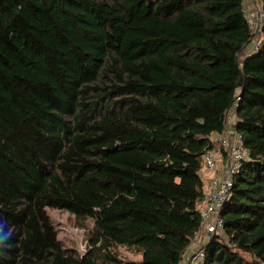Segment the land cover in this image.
Wrapping results in <instances>:
<instances>
[{
  "label": "trees",
  "instance_id": "16d2710c",
  "mask_svg": "<svg viewBox=\"0 0 264 264\" xmlns=\"http://www.w3.org/2000/svg\"><path fill=\"white\" fill-rule=\"evenodd\" d=\"M261 33L241 57L244 0H0V264H179L237 95L246 158L202 264H264ZM48 207L92 220L86 252L64 247Z\"/></svg>",
  "mask_w": 264,
  "mask_h": 264
},
{
  "label": "built area",
  "instance_id": "2783aa9c",
  "mask_svg": "<svg viewBox=\"0 0 264 264\" xmlns=\"http://www.w3.org/2000/svg\"><path fill=\"white\" fill-rule=\"evenodd\" d=\"M245 13L254 35L255 44L252 50H255L260 43L262 37L261 27L264 25V9H262L261 1L254 0L253 10L245 9ZM239 98L237 95L235 103L227 112L226 129L212 136L213 141H221L223 150L226 153L225 157L222 156L219 148L210 149L203 155L205 169L214 172L201 207L202 228L197 238L202 237L204 240L198 239V245L184 255L179 264H202L205 252L201 245L212 235L219 234L223 236L225 233L224 221L220 216V210L231 196L232 177L246 158V151L241 147L240 143L241 137L234 129L236 121L235 109Z\"/></svg>",
  "mask_w": 264,
  "mask_h": 264
},
{
  "label": "rangeland",
  "instance_id": "374dc122",
  "mask_svg": "<svg viewBox=\"0 0 264 264\" xmlns=\"http://www.w3.org/2000/svg\"><path fill=\"white\" fill-rule=\"evenodd\" d=\"M253 43L254 40L250 42V45ZM46 210L53 225L58 231L57 236L64 247L75 250L80 254L86 252L88 249L86 228H91L93 226L92 220L88 219L84 227H80L75 217L66 211L49 207ZM112 249L122 260H133L137 262L141 260L140 253L133 247L115 245Z\"/></svg>",
  "mask_w": 264,
  "mask_h": 264
},
{
  "label": "crops",
  "instance_id": "0c3cea01",
  "mask_svg": "<svg viewBox=\"0 0 264 264\" xmlns=\"http://www.w3.org/2000/svg\"><path fill=\"white\" fill-rule=\"evenodd\" d=\"M253 1L254 0H244V7H245V9L253 10ZM252 49H253L252 44L251 45L250 44H248V45L246 44L243 47L242 52L240 53L241 57H245L246 55H248L251 52ZM213 174H214V172L209 171L207 169H204V171H203V179H204L206 188L209 186V184H210V178L212 177ZM198 239L201 240V241L204 240L202 237H200V238L198 237L197 239H195L190 244V246L188 247V249L186 250V253H189L191 250H193L198 245Z\"/></svg>",
  "mask_w": 264,
  "mask_h": 264
},
{
  "label": "clouds",
  "instance_id": "9594fccd",
  "mask_svg": "<svg viewBox=\"0 0 264 264\" xmlns=\"http://www.w3.org/2000/svg\"><path fill=\"white\" fill-rule=\"evenodd\" d=\"M11 236L10 231H5L4 223H0V248L6 247V242Z\"/></svg>",
  "mask_w": 264,
  "mask_h": 264
}]
</instances>
